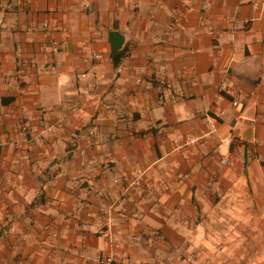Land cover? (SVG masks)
I'll return each instance as SVG.
<instances>
[{
    "label": "crops",
    "instance_id": "1",
    "mask_svg": "<svg viewBox=\"0 0 264 264\" xmlns=\"http://www.w3.org/2000/svg\"><path fill=\"white\" fill-rule=\"evenodd\" d=\"M111 263L264 264V0H0V264Z\"/></svg>",
    "mask_w": 264,
    "mask_h": 264
},
{
    "label": "built area",
    "instance_id": "2",
    "mask_svg": "<svg viewBox=\"0 0 264 264\" xmlns=\"http://www.w3.org/2000/svg\"><path fill=\"white\" fill-rule=\"evenodd\" d=\"M53 46L55 48L58 47V43L57 42H54L53 41ZM233 105L234 106H238L239 105V102L237 100H234L233 101ZM21 127V130L24 132V133H28L30 131V124L28 121H24L23 124L20 126ZM109 261V260H108Z\"/></svg>",
    "mask_w": 264,
    "mask_h": 264
},
{
    "label": "trees",
    "instance_id": "3",
    "mask_svg": "<svg viewBox=\"0 0 264 264\" xmlns=\"http://www.w3.org/2000/svg\"><path fill=\"white\" fill-rule=\"evenodd\" d=\"M124 56V55H123ZM116 64H117V60H116ZM13 100V98L12 97H10V98H4L3 100H2V103L3 104H7V103H9L10 101H12ZM111 264H115V263H111Z\"/></svg>",
    "mask_w": 264,
    "mask_h": 264
}]
</instances>
